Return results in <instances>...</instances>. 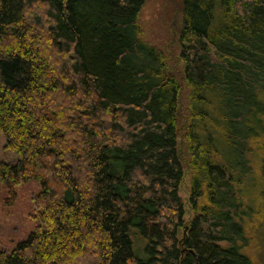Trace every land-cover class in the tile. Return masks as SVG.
Listing matches in <instances>:
<instances>
[{
  "label": "trees",
  "instance_id": "trees-1",
  "mask_svg": "<svg viewBox=\"0 0 264 264\" xmlns=\"http://www.w3.org/2000/svg\"><path fill=\"white\" fill-rule=\"evenodd\" d=\"M144 2L0 0V183L42 224L0 264H256L264 0H178L179 73Z\"/></svg>",
  "mask_w": 264,
  "mask_h": 264
},
{
  "label": "rangeland",
  "instance_id": "rangeland-1",
  "mask_svg": "<svg viewBox=\"0 0 264 264\" xmlns=\"http://www.w3.org/2000/svg\"><path fill=\"white\" fill-rule=\"evenodd\" d=\"M178 0H145L141 9L138 24L142 41L161 50L169 67L180 72L179 61L180 46L178 43V30L181 14L177 10ZM180 98L181 109L185 108L188 100V90L182 84ZM6 139L0 134V162L15 163L16 154L5 149ZM188 182H185L181 195L184 197ZM41 192V186L36 180H29L20 184L16 189V198L13 204L6 201L7 193L3 183H0V251L10 253L18 244L25 241L37 225H41L39 213L35 208L33 198ZM256 232L251 236L253 239L250 253L256 264H264V213L256 211ZM134 238V252L137 257L146 258L144 247L146 240L138 235L137 230H131ZM248 235L253 232L247 231ZM142 240L143 247L138 250L136 240ZM142 242L138 244L142 246Z\"/></svg>",
  "mask_w": 264,
  "mask_h": 264
}]
</instances>
